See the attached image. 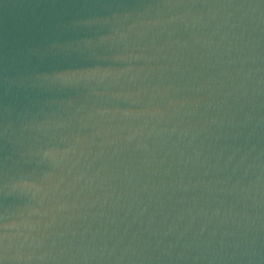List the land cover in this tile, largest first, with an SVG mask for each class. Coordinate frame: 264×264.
Returning a JSON list of instances; mask_svg holds the SVG:
<instances>
[{
    "label": "water",
    "instance_id": "1",
    "mask_svg": "<svg viewBox=\"0 0 264 264\" xmlns=\"http://www.w3.org/2000/svg\"><path fill=\"white\" fill-rule=\"evenodd\" d=\"M264 120V0H0V264H108Z\"/></svg>",
    "mask_w": 264,
    "mask_h": 264
}]
</instances>
